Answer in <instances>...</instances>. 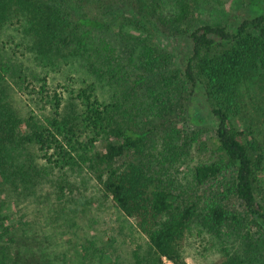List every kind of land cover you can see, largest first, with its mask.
Returning a JSON list of instances; mask_svg holds the SVG:
<instances>
[{"label": "trees", "instance_id": "1", "mask_svg": "<svg viewBox=\"0 0 264 264\" xmlns=\"http://www.w3.org/2000/svg\"><path fill=\"white\" fill-rule=\"evenodd\" d=\"M237 1L228 11L226 3L206 0H174L173 10L166 0H0V35L16 19L49 65L60 59L71 73L84 66L98 75L67 95L51 97L42 88L50 112L23 116L8 77L21 64L0 47V264H46L11 225L7 204L15 194L38 199L39 189L55 182L63 201L74 188L68 171L96 175L113 205L147 237L157 264H187L181 242L193 225L214 236L242 232L251 247L257 236L264 241V0ZM125 7L147 39L123 55L103 37L94 47L110 18L131 19ZM120 20L117 35L124 33ZM150 32H172L185 43L171 53L150 43ZM94 60L107 70L99 73ZM19 80L28 82L22 72ZM102 81L124 89L122 97L102 98ZM156 109L153 123L141 128L123 117ZM183 121L196 129L180 134L181 145L168 135L163 164L194 144L205 150L189 199L175 194L147 158L159 132ZM221 264L248 262L238 252Z\"/></svg>", "mask_w": 264, "mask_h": 264}, {"label": "rangeland", "instance_id": "2", "mask_svg": "<svg viewBox=\"0 0 264 264\" xmlns=\"http://www.w3.org/2000/svg\"><path fill=\"white\" fill-rule=\"evenodd\" d=\"M173 1L166 0L165 7L168 10H173ZM206 1L214 2L212 6L226 3L224 6L228 11L239 3L237 0ZM130 8L125 7L122 11L131 19L110 18L106 22L107 33H98L94 47L100 48L102 37L117 47L118 55L127 53V49L132 52L135 47H140L141 43L137 41L141 39L145 41L148 36L146 37L140 29L139 19L131 17ZM111 14L115 15L112 12L108 13V15ZM119 20L124 30L121 35H117ZM150 33V43L160 46L161 49H168L171 53H178L185 43L184 38L172 32L166 35ZM130 36L136 37L135 43L126 40ZM0 47H3L15 61L21 64V67H14L15 73L9 74L8 77L13 88V103L23 116L33 113L43 118V114L50 112L52 108L46 104V99L42 101L40 95L42 88L45 91L44 94L51 97L55 92L67 95V91L85 88L98 78V75L93 73L87 74L84 66H79L76 73H71L72 70L65 67L60 59L58 65H49L44 56L40 54L37 56L34 43L24 35L23 28L16 19L5 27L0 35ZM79 63H81L80 59L77 64ZM94 64L98 67L99 73L102 69L107 70L95 60ZM20 72L28 78L25 85L19 80ZM123 90L119 86H111L108 82L102 81L99 93L102 98L112 101L113 94L122 97ZM44 105L46 107L42 108ZM139 107L140 111L144 108L149 109L146 105H139ZM164 107L159 106L158 110ZM150 111V113L142 111L135 114L128 111L123 117L129 124L141 128L147 125L145 121L153 123L158 111L157 109ZM137 113L141 115L137 116ZM195 129L187 121L164 127L159 132L157 145L147 153V158H151L150 163L161 170L160 177L175 194L182 193L183 199H189V194L192 195L197 189L194 171L205 159V150L194 144L190 149L187 148L180 160L166 164H163L164 155L169 147L168 135L174 134L172 143L181 145L182 135L189 136V132ZM212 134L210 132L208 136L203 135L202 139L207 138L208 141ZM259 138L264 143L262 136ZM157 161L159 163H156ZM120 164L122 160L119 161ZM262 176L261 179L264 182V176ZM68 177L74 184V188H67L66 198L61 202L57 200L56 193L59 192L57 182L51 185L45 184L46 186L40 188L38 199L15 194L14 198L8 200L7 215L11 225L22 230L17 233L24 234L30 240L27 243H31L32 249L41 255V259L46 264H157L147 237L138 230L133 218L127 217L113 205L112 199L102 191V184L96 175L88 170L74 173L68 171ZM199 193L201 194V191ZM192 228L181 242V251L187 264H221L229 256L238 252L244 256L248 264H264V241L259 239V236L251 247L248 246L242 232L237 234L231 229H226L220 235L214 236L202 232L195 225ZM163 264L173 263L164 260Z\"/></svg>", "mask_w": 264, "mask_h": 264}]
</instances>
